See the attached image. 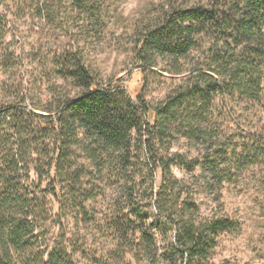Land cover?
Here are the masks:
<instances>
[{
	"label": "trees",
	"instance_id": "trees-1",
	"mask_svg": "<svg viewBox=\"0 0 264 264\" xmlns=\"http://www.w3.org/2000/svg\"><path fill=\"white\" fill-rule=\"evenodd\" d=\"M107 1L0 0V264H74L65 227L79 213L87 218L86 203L110 187L119 193L103 223L110 243L93 264H176V257L196 264L215 233L240 227L225 218L196 222L186 208L172 216L158 199L161 220L175 227L159 252L136 188L146 174L159 189L169 187L176 163L199 167L209 188L240 183L264 165V127L248 118L263 103L264 0H195L146 18L133 46L139 72L161 65L179 76L156 105L142 93L131 98L121 80L102 85L93 77L86 37L102 31ZM34 28L62 38L49 59L55 80L44 76L42 92L23 57L22 40ZM179 139L197 155H169Z\"/></svg>",
	"mask_w": 264,
	"mask_h": 264
},
{
	"label": "rangeland",
	"instance_id": "rangeland-1",
	"mask_svg": "<svg viewBox=\"0 0 264 264\" xmlns=\"http://www.w3.org/2000/svg\"><path fill=\"white\" fill-rule=\"evenodd\" d=\"M193 1L195 0H112L108 9L110 14L102 16L100 21L102 31L86 37L84 53L94 68L93 77L102 85L110 80H121L131 98L142 93L151 105L163 100L179 84V76L163 71L161 65L152 66V73L141 74V66L133 58V46L144 28L146 18H158L167 6L190 4ZM108 2L105 0V5ZM26 36L22 42L27 46L23 57L31 64L28 76L31 74L32 79L37 80V91L42 92L46 88L44 76H49L51 82L55 80L53 74L48 75L52 70L49 59L61 44L62 38L46 29L39 31L36 28L27 31ZM196 57L197 54L187 60L192 61ZM56 82L60 83L61 80ZM63 85L65 91L71 90L69 84ZM212 107L215 111V123L221 125L224 117L219 101L216 100ZM248 118L255 127H264V93L262 105L253 108ZM160 152L162 153L161 150ZM173 152L183 155L187 161L197 155V151L189 148L183 139L172 141L168 154ZM79 160L78 163H81ZM170 169L176 182L169 184V187L159 189L145 171V177L138 179L136 188V198L147 211V224L151 227L159 252L171 241L175 227L164 216L165 222L161 220L156 209L158 199L166 208H172V216H178L179 208H186L192 212V218L196 222L205 223L225 218L239 223L240 227L235 232L215 233L207 257L196 264H264V165L249 168L241 177L240 183L228 184L223 181L212 188L206 186L199 167L188 171L186 165L176 163L171 164ZM31 176L34 177L33 172ZM117 191L118 189L110 187L103 193L97 192L98 195L86 203L88 217L79 213L78 220L68 221L65 228L67 238L76 250L73 254L74 264H93V258L100 256L110 243L103 223L112 213L111 200L117 197ZM48 203L55 212L56 204L52 198H48ZM56 234L57 227L50 231L49 237ZM175 261L176 264H181L179 258L176 257Z\"/></svg>",
	"mask_w": 264,
	"mask_h": 264
}]
</instances>
